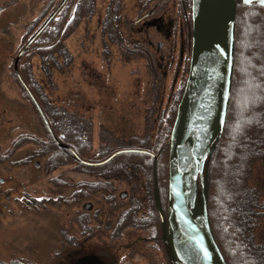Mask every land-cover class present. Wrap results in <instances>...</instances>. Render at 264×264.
<instances>
[{"label": "rangeland", "instance_id": "1", "mask_svg": "<svg viewBox=\"0 0 264 264\" xmlns=\"http://www.w3.org/2000/svg\"><path fill=\"white\" fill-rule=\"evenodd\" d=\"M64 3L18 0L0 13V260L176 264L167 240L168 180L163 175L168 150L161 139L188 77L191 30L181 28L187 19L171 3L165 12L166 21L172 18L175 23L171 36L165 40L149 30L153 46L148 48L144 44L148 40L137 31L141 4L148 0H119L117 34L133 48L124 50L110 44L101 30L115 1L95 0L92 11L72 33L62 27L63 17L53 26H61L59 39L37 41L43 26ZM28 45L20 71L34 76L37 88L32 92L43 105L46 100L85 133L92 146L89 162L105 161L122 149L143 150L152 157L137 162L140 167L129 174L117 172L110 180L89 168V173H83L70 161L48 171L47 156L37 155L48 138L47 130L14 77L15 60ZM101 148L109 154L98 156ZM257 170L264 182L263 160ZM260 202L264 207L263 197ZM254 241L264 247V217Z\"/></svg>", "mask_w": 264, "mask_h": 264}, {"label": "trees", "instance_id": "2", "mask_svg": "<svg viewBox=\"0 0 264 264\" xmlns=\"http://www.w3.org/2000/svg\"><path fill=\"white\" fill-rule=\"evenodd\" d=\"M186 3L190 17L191 0H186ZM94 6L95 0H67L59 8L58 14L43 26L37 41L45 38L50 42L52 36L59 39L63 35L61 26H56L57 29L53 26L63 17L62 27L64 26V30L68 28V33H72L83 16L92 11ZM31 84L34 86L32 81ZM35 88L32 87V91ZM40 103L54 120L56 136L55 142L43 145L37 153L41 157L47 156L45 168L53 171L64 167L69 161L70 165L85 167L84 156L92 152L88 137L74 128L60 111L56 109L54 112L46 104V100L43 102L45 105L41 101ZM176 110L177 106L171 108L166 120L167 129L161 139L166 140L168 153L174 124V120L171 122L170 118L176 117ZM263 138L264 7L256 4L247 6L242 0H236L234 67L228 112L223 128L207 157L203 181L201 178L198 181L199 203L202 206L205 200V212L212 235L227 264H264V247L259 248L254 241L260 220L264 217V207L260 202L264 198V182L257 170L259 161H264ZM106 154L109 151L101 148L98 156ZM151 157L149 152L143 150L123 149L112 152L105 161L94 162L95 166L86 168L98 173L104 180H109L115 178L117 172L119 175L129 174L131 170L140 167L137 162H147ZM120 158L128 160L122 161ZM165 169L163 176H166L167 182L168 160ZM148 186L147 183L146 187ZM35 206L32 203V207ZM0 264L30 263L23 260H0Z\"/></svg>", "mask_w": 264, "mask_h": 264}, {"label": "water", "instance_id": "3", "mask_svg": "<svg viewBox=\"0 0 264 264\" xmlns=\"http://www.w3.org/2000/svg\"><path fill=\"white\" fill-rule=\"evenodd\" d=\"M242 2L264 7L260 0ZM3 10L0 8V13ZM235 14L236 0H191L189 72L177 106L168 153L167 237L176 264H227L212 235L205 200L202 206L199 203L198 181L199 178L203 181L207 157L228 112ZM205 74L211 79L210 92L205 113L200 118V91Z\"/></svg>", "mask_w": 264, "mask_h": 264}, {"label": "flooded vegetation", "instance_id": "4", "mask_svg": "<svg viewBox=\"0 0 264 264\" xmlns=\"http://www.w3.org/2000/svg\"><path fill=\"white\" fill-rule=\"evenodd\" d=\"M1 1H2V5H0V8H3L4 9L3 11H5L6 9H8L9 7L13 6L14 4H16L18 2V0H11L10 2H8L7 0H0V3H1ZM13 1H16V2L12 5H9ZM114 1L116 4L115 5L113 4V8H112V5L109 6L107 13L105 15V18L102 21V26H101L102 29L101 30H102L103 34H106L109 37V40H111L110 44L118 45L120 48H122L124 50H126V49L132 50L133 48L130 47V45H131L130 42L129 43H126L127 41L123 42L124 38L118 37L119 34H117V30H116L118 27L115 25V22L119 21L121 15L119 13V10L115 8V6L118 5L117 2L119 0H114ZM173 2H174V4L177 5L181 16L182 17L185 16V18L187 19L181 28L183 30L185 28L186 29L190 28V30H191V41H192V20L190 17V21H188L189 20V17H188L189 13L187 10L186 0H148V3L141 4L142 8L139 12L140 15L138 17V22L141 25H140V27H138V30H137L139 34L144 35L143 37H145V40H148V41L144 42V44H146L148 48H151L153 46V44L149 40L150 34H152V33H148L149 30L154 31L157 34L163 35L162 37L165 40L171 36V32H172L171 30H172V27H174L175 23L172 20V18L166 21V16H165L166 13L165 12L167 9H169L170 4ZM150 3L152 4L151 9L148 8V5H150ZM56 14H58V11L56 12ZM56 14H55V16H56ZM187 21H188V23H187ZM111 23L113 26L112 25L110 26ZM187 24H188V27L186 26ZM107 42L108 41H105V43H107ZM32 44H34L33 40L31 41V45ZM135 45H137V44L135 43ZM110 46H109V48H111ZM162 46H163V40L158 43L156 53L159 52V50L162 48ZM30 47H31L30 45L25 47L21 51L19 56L16 58L15 66H14V75H15L14 77L16 78L18 83L21 85L24 92L26 94H28L27 96L31 99L33 105L35 106V108L37 110L36 113H38V115L43 120V123L45 125L46 130H47V135H48V138L44 142V145H47V144H50V141H53V142L56 141L55 130H54V120L48 116V111L46 110L45 107H43L41 105L38 98L32 92V87L35 86L37 88L36 84H34V86H32L33 84H31V81L34 78V76L30 73L28 74V73L21 72L20 67H19L21 60L24 59L27 54H29ZM190 55H191V47H190ZM161 59H162V61H164L163 57H161ZM47 104L52 108V110H54V112L56 111L54 109V107H52L49 104V102ZM124 150H128V149H124ZM99 151H98V153H99ZM88 155L89 154L87 153L83 159V163L85 164V167H83L81 170V172H83V173H89L86 170V167H90V165L94 164V162L91 163L88 161V158H87ZM35 166L38 167V164L36 163ZM93 166H95V165H93ZM99 178L104 180V178L100 175H99ZM6 197L10 198V195H6ZM120 198L124 200L125 194H121ZM86 208L87 207H84V211L87 212ZM167 239H168V237H167ZM84 264H95V263H93V261H88L87 263H84ZM99 264H101V263H99Z\"/></svg>", "mask_w": 264, "mask_h": 264}, {"label": "bare ground", "instance_id": "5", "mask_svg": "<svg viewBox=\"0 0 264 264\" xmlns=\"http://www.w3.org/2000/svg\"><path fill=\"white\" fill-rule=\"evenodd\" d=\"M209 90H210V76L208 74H205L200 91V118L205 113L208 104L209 92H210Z\"/></svg>", "mask_w": 264, "mask_h": 264}, {"label": "snow or ice", "instance_id": "6", "mask_svg": "<svg viewBox=\"0 0 264 264\" xmlns=\"http://www.w3.org/2000/svg\"><path fill=\"white\" fill-rule=\"evenodd\" d=\"M261 3H264V0H260Z\"/></svg>", "mask_w": 264, "mask_h": 264}]
</instances>
